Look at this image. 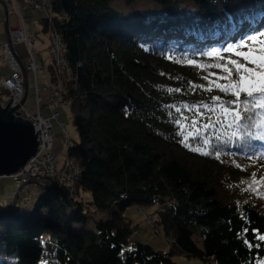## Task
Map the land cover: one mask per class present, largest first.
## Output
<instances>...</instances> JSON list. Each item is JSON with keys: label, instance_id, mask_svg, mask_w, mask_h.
<instances>
[{"label": "trees", "instance_id": "obj_1", "mask_svg": "<svg viewBox=\"0 0 264 264\" xmlns=\"http://www.w3.org/2000/svg\"><path fill=\"white\" fill-rule=\"evenodd\" d=\"M49 1L50 20L38 21L43 33L57 31L67 48L73 76L57 91L69 102L78 137L66 154L81 176L73 195L66 184L46 178L30 206L18 203L17 192L10 197L11 207L0 205V264H178L173 255L212 264H259L264 259V241L259 240L264 188L254 187L253 170L243 164L264 166V141L219 144L216 136L225 129L216 125L213 132L204 125L215 124L220 110L202 104L211 106L216 95L234 97L214 86L205 91L193 85L226 83L219 77L227 73L161 53L220 49L264 32V0H190L196 14L169 0H152L163 10L152 18L142 11L124 14L111 6L116 0ZM121 1L128 7L134 2ZM248 6L254 11H241ZM221 55L255 67L234 52ZM49 70L55 84L52 64ZM181 130L192 147L211 154L184 147L179 142L184 137L176 135ZM197 133L209 143L193 140ZM82 190L90 191L89 201L79 196ZM131 205L159 206L151 223L170 239L168 251L131 240L137 225L124 214Z\"/></svg>", "mask_w": 264, "mask_h": 264}, {"label": "rangeland", "instance_id": "obj_2", "mask_svg": "<svg viewBox=\"0 0 264 264\" xmlns=\"http://www.w3.org/2000/svg\"><path fill=\"white\" fill-rule=\"evenodd\" d=\"M20 6V10L22 15L26 19V30L30 37L34 39V44L32 45L37 52L35 54V59L39 64L37 69V79H38V86L41 87H48L49 92L57 91L56 83H52L50 77V70L49 65L51 63V59L48 55L49 43H50V36L47 33H43L41 31L42 27L39 23L40 18H46L48 21L50 20V9L46 8L48 3L41 5L38 4L40 7L36 11H33L26 0H17ZM178 5V7L186 12V13H197V8L190 0H169ZM49 5V4H48ZM111 6L116 10L123 12L127 15H132L136 11L145 12L149 18L154 17L158 13H163V10L152 0H134L133 5L128 7L126 6L121 0L114 1ZM6 7V6H5ZM48 7V6H47ZM7 12L5 13V8L0 1V44L5 42L8 38V31L9 28H12L16 25V15L12 9H8L6 7ZM43 16V17H42ZM53 30V29H50ZM15 49L18 50L22 59H26V53L24 45H15ZM247 51V50H244ZM51 68V67H50ZM8 69L0 67V71L7 72ZM52 73H54L53 66H52ZM73 76V70H72ZM54 77V76H53ZM72 79V78H71ZM56 82V81H55ZM64 81L60 83L63 84ZM49 92L41 93L42 98L44 99L42 102L41 107V114L44 117L49 115V110L46 107V103L48 101ZM35 91H34V79L32 72H28L27 74V97L23 104L22 109H25L29 114H34L36 112L35 107ZM60 113V119L65 123L67 134L66 136L63 135L62 129L58 126L57 121H53V133H54V147L53 153L59 155V163L62 162L64 159L69 143L77 140V131L74 127L71 119V115L68 109H61L58 108ZM243 168L247 169L251 167L253 173H255V179H252V183L256 189L255 185L258 187L264 188V166H257L252 164H243ZM15 181L13 176L10 177H0V205L1 206H9L11 207L13 204L12 199L10 198L14 192L19 193L18 195L21 196L22 201H18L19 204L22 206H30L33 201L36 199L39 192L45 186L44 183L40 182L35 184H26L21 187L14 184ZM251 183V184H252ZM19 188H21L19 190ZM84 201H89L91 199V193L87 190L80 191L79 195ZM25 204V205H24ZM22 206H18L21 209ZM159 209L157 205H147L140 207L138 205H131L129 206L124 214L131 220L132 225H137L134 228L131 234V240H137L142 243L148 244L152 246L155 250L159 251H168L170 247V239L164 236L163 231L160 228L155 229V226L152 221V213ZM96 217L106 216L105 213H96ZM93 222V221H91ZM196 242L200 240L195 238ZM172 259L178 264H212V263H205L202 262L200 259L197 258H188L183 255H173ZM259 264H264V259L259 262Z\"/></svg>", "mask_w": 264, "mask_h": 264}, {"label": "built area", "instance_id": "obj_3", "mask_svg": "<svg viewBox=\"0 0 264 264\" xmlns=\"http://www.w3.org/2000/svg\"><path fill=\"white\" fill-rule=\"evenodd\" d=\"M0 1L4 2L6 7L12 9L16 15V25L9 28L8 39L0 44V67L8 69L7 72L0 71V104L2 107L6 105L11 108L18 106L14 114L31 122L38 141L36 154L27 161L20 171L13 175V179L16 184L22 186L33 182L39 183L46 178H53L66 184L70 194L73 195L75 183L81 176V168L67 154L59 163V155L53 153L54 133L52 122L57 121L63 135L66 136V126L60 119L58 108L68 109L69 102L64 100L58 91L49 92L48 87L40 88L38 86L37 69L39 64L35 59L37 49L35 50L32 46L35 41L27 33L26 19L22 15L18 1ZM26 1L31 9L36 11L40 7L38 4H46L49 0ZM48 4L46 8H48ZM48 33L50 36L48 55L53 66L56 86L59 89L62 85L61 81L68 82L71 80L72 69L67 60V48L61 35L54 30H49ZM21 44L25 48V60L21 58L18 50L15 49V45ZM22 67L33 74L36 107L34 114H29L25 109H22L24 104H21L24 95ZM42 92H49L48 101L45 104L50 112L47 117H44L40 112L44 100L41 95Z\"/></svg>", "mask_w": 264, "mask_h": 264}, {"label": "snow or ice", "instance_id": "obj_4", "mask_svg": "<svg viewBox=\"0 0 264 264\" xmlns=\"http://www.w3.org/2000/svg\"><path fill=\"white\" fill-rule=\"evenodd\" d=\"M261 7H264V5H261ZM244 10L252 12L254 8L252 6H248L247 9L242 7L241 11ZM261 16H264V12H261ZM243 48H247L248 50H239ZM223 52H234L237 57H243L246 62L251 63L255 67L249 68L238 59H232L231 56L225 57L221 55ZM161 54L167 55L168 59H172L175 62L187 63L188 65H193L200 69L220 68L227 73V76L219 77V79L225 80L226 83H214L209 81L207 87L205 85H193L205 91H211V88L214 86L225 96L234 97V99L225 100L222 96L216 95L211 98L213 101L211 106L206 103L202 104V106L209 111L215 108H219L220 110V116L215 124L209 121L208 124L204 125L205 130L211 128L213 132H216V125H220L225 129L222 134L216 136V140L219 144L229 145L235 142L237 144H243L244 146H250V141L253 139L264 141V32H257L251 36H246L235 44H228L226 47L220 49L211 48L203 51H181L177 53L176 49L172 48L169 49L167 53L162 52ZM196 56L216 58L225 62L203 64L196 59L189 58ZM229 65L232 67H229ZM257 69H259V71H257ZM233 73H235V78H233ZM161 75H164V73H161ZM210 75L217 74L213 72L210 73ZM204 79H208V77L205 76ZM157 87L161 88L162 86L158 85ZM166 91L169 93L172 91L180 92L181 89L167 88ZM241 93L245 94V98L241 99ZM230 105H235L236 107H229ZM170 107L176 108L175 105H171ZM193 107L198 106L194 105ZM176 111L181 113L180 108H176ZM169 115H171V113H169ZM175 124L180 125L181 121L176 120ZM193 124H195V121H193ZM253 128L255 131H252ZM176 135L184 137L179 141L184 147L190 148L195 152H200L203 155L211 154L200 147H192L190 143L187 142L188 137L184 136L183 130L178 131ZM192 139L202 140L204 144L209 143L208 139L200 136L199 133L193 135ZM216 156L217 158L220 156L218 151L216 152ZM237 166L239 167V165ZM253 177H255V173H253ZM243 231L246 232L247 229H243ZM259 240L264 241V235H260ZM242 242L247 246V249L252 248L248 240H243ZM256 247H260V245L257 244ZM42 264H44L43 261Z\"/></svg>", "mask_w": 264, "mask_h": 264}, {"label": "water", "instance_id": "obj_5", "mask_svg": "<svg viewBox=\"0 0 264 264\" xmlns=\"http://www.w3.org/2000/svg\"><path fill=\"white\" fill-rule=\"evenodd\" d=\"M6 10V5L1 1ZM8 39V38H7ZM24 79L23 104L27 97V73L22 67ZM18 106L2 107L0 104V177H10L20 171L27 161L36 154L37 135L30 121L14 114Z\"/></svg>", "mask_w": 264, "mask_h": 264}]
</instances>
